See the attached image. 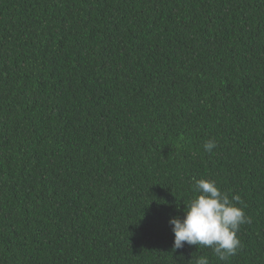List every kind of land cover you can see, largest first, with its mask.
Listing matches in <instances>:
<instances>
[{
    "label": "trees",
    "instance_id": "obj_1",
    "mask_svg": "<svg viewBox=\"0 0 264 264\" xmlns=\"http://www.w3.org/2000/svg\"><path fill=\"white\" fill-rule=\"evenodd\" d=\"M0 264H264V0H0Z\"/></svg>",
    "mask_w": 264,
    "mask_h": 264
}]
</instances>
